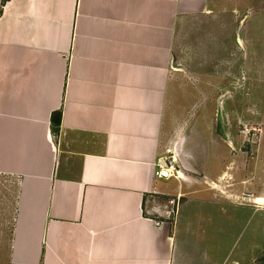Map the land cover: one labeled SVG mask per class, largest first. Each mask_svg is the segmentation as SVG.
<instances>
[{
	"label": "crops",
	"instance_id": "crops-1",
	"mask_svg": "<svg viewBox=\"0 0 264 264\" xmlns=\"http://www.w3.org/2000/svg\"><path fill=\"white\" fill-rule=\"evenodd\" d=\"M252 7L0 0V264H264L234 153L264 94ZM176 148L185 177L158 176Z\"/></svg>",
	"mask_w": 264,
	"mask_h": 264
},
{
	"label": "rangeland",
	"instance_id": "rangeland-1",
	"mask_svg": "<svg viewBox=\"0 0 264 264\" xmlns=\"http://www.w3.org/2000/svg\"><path fill=\"white\" fill-rule=\"evenodd\" d=\"M251 6L253 5L251 4ZM254 8H251V14L254 13L256 16L251 21V25H258V22H260L259 25L264 27V12H261L264 7H261L260 11ZM258 47L261 67H251V78L259 75L264 78V35H262L261 46ZM254 101L260 104L257 106L259 113L254 112V109H252L248 118L246 117L248 120L243 123L239 121L238 116H234L235 133L240 137L239 145L234 149V153L242 155L246 162L245 166H248L250 192L256 196H264V94L260 96L259 100L253 99ZM173 152L174 150L169 151L168 159L173 155ZM174 154L177 155L176 150ZM260 156H263V159ZM183 169L185 168L183 167Z\"/></svg>",
	"mask_w": 264,
	"mask_h": 264
},
{
	"label": "built area",
	"instance_id": "built-area-1",
	"mask_svg": "<svg viewBox=\"0 0 264 264\" xmlns=\"http://www.w3.org/2000/svg\"><path fill=\"white\" fill-rule=\"evenodd\" d=\"M167 160L165 166H161L160 169L157 171L158 176L170 178H184L185 173L183 170V166L178 158L177 155L174 154Z\"/></svg>",
	"mask_w": 264,
	"mask_h": 264
},
{
	"label": "trees",
	"instance_id": "trees-1",
	"mask_svg": "<svg viewBox=\"0 0 264 264\" xmlns=\"http://www.w3.org/2000/svg\"><path fill=\"white\" fill-rule=\"evenodd\" d=\"M61 116H62V112L61 111L56 112L52 116L53 124L55 126V130H54L55 132L59 131V127H60V124H61Z\"/></svg>",
	"mask_w": 264,
	"mask_h": 264
},
{
	"label": "water",
	"instance_id": "water-1",
	"mask_svg": "<svg viewBox=\"0 0 264 264\" xmlns=\"http://www.w3.org/2000/svg\"><path fill=\"white\" fill-rule=\"evenodd\" d=\"M176 153H177V155H178V158H179V160H180L182 166H183L185 169H186V168H187V169H190V167L187 165V163H186V161L184 160V158H182L181 153L179 152L178 148H176Z\"/></svg>",
	"mask_w": 264,
	"mask_h": 264
},
{
	"label": "bare ground",
	"instance_id": "bare-ground-1",
	"mask_svg": "<svg viewBox=\"0 0 264 264\" xmlns=\"http://www.w3.org/2000/svg\"><path fill=\"white\" fill-rule=\"evenodd\" d=\"M263 199H261V202H262Z\"/></svg>",
	"mask_w": 264,
	"mask_h": 264
}]
</instances>
